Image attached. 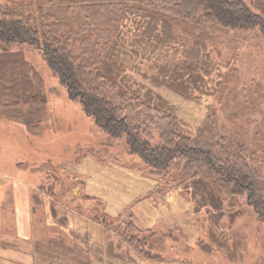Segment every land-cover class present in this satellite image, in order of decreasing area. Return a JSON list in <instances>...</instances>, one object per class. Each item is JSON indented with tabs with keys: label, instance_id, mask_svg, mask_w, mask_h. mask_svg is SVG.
<instances>
[{
	"label": "rangeland",
	"instance_id": "1",
	"mask_svg": "<svg viewBox=\"0 0 264 264\" xmlns=\"http://www.w3.org/2000/svg\"><path fill=\"white\" fill-rule=\"evenodd\" d=\"M55 7L63 21L78 18ZM201 22L133 6L108 65L130 90L174 112L187 134L213 116L264 183V37L259 27ZM8 47L43 79L47 107L30 125L0 118V264H264V222L245 198L231 200L202 177L176 186L154 173L124 139L97 127L39 50ZM112 83L116 96L129 90ZM128 220L159 259L117 233Z\"/></svg>",
	"mask_w": 264,
	"mask_h": 264
},
{
	"label": "trees",
	"instance_id": "2",
	"mask_svg": "<svg viewBox=\"0 0 264 264\" xmlns=\"http://www.w3.org/2000/svg\"><path fill=\"white\" fill-rule=\"evenodd\" d=\"M55 6L76 11L78 18L59 19ZM133 6L211 27H259L264 37V0L251 4L246 0H24L0 5V118L30 125L46 111L43 79L22 51L8 46L33 47L97 127L114 139H124L129 151L138 154L154 173L166 174L176 186L202 177L231 200L245 198L264 222V183L259 172L247 161L243 148L220 131L213 116H208L199 132L187 134L174 112L130 90L108 65ZM134 40L146 46L141 39ZM76 46L79 55L73 51ZM112 81L129 90L120 96L112 94ZM123 225L116 231L131 248L148 259L160 258L140 247L139 243L143 248L144 244L133 233L140 231L137 225L131 220Z\"/></svg>",
	"mask_w": 264,
	"mask_h": 264
}]
</instances>
